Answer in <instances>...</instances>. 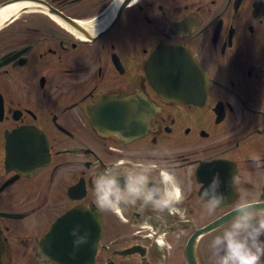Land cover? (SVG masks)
I'll list each match as a JSON object with an SVG mask.
<instances>
[{
    "label": "flooded vegetation",
    "instance_id": "flooded-vegetation-1",
    "mask_svg": "<svg viewBox=\"0 0 264 264\" xmlns=\"http://www.w3.org/2000/svg\"><path fill=\"white\" fill-rule=\"evenodd\" d=\"M171 45L204 72L195 101L157 90ZM121 161L173 164L183 214L100 210L94 179ZM242 199L264 204V0H0V264H58L43 242L76 208L100 217L87 264H210L223 225L203 228Z\"/></svg>",
    "mask_w": 264,
    "mask_h": 264
},
{
    "label": "clouds",
    "instance_id": "clouds-1",
    "mask_svg": "<svg viewBox=\"0 0 264 264\" xmlns=\"http://www.w3.org/2000/svg\"><path fill=\"white\" fill-rule=\"evenodd\" d=\"M255 165L260 164L259 156H253ZM115 168L106 169L94 179L96 204L100 210L119 213L122 207L140 203L151 206L157 212L171 214L183 212L178 205L184 196L176 177L170 171L174 166L159 167V178L153 173L158 166L152 162L131 163L126 172ZM214 190L201 193V201L208 214L226 207V197L219 191L218 178L213 181ZM81 237L78 242H83ZM210 264H262L264 260V204L242 199L232 207L229 219L208 244Z\"/></svg>",
    "mask_w": 264,
    "mask_h": 264
},
{
    "label": "water",
    "instance_id": "water-1",
    "mask_svg": "<svg viewBox=\"0 0 264 264\" xmlns=\"http://www.w3.org/2000/svg\"><path fill=\"white\" fill-rule=\"evenodd\" d=\"M157 59L159 68L152 72L153 76L170 78L169 81L159 80L157 90L162 97L195 101L205 95L204 72L188 49L178 45L162 47L158 50ZM229 214L203 228V231L223 225ZM100 233L99 215L91 214L87 209H72L53 226L43 242L44 252L58 264H87L94 256ZM81 237L84 241L78 242Z\"/></svg>",
    "mask_w": 264,
    "mask_h": 264
},
{
    "label": "bare ground",
    "instance_id": "bare-ground-1",
    "mask_svg": "<svg viewBox=\"0 0 264 264\" xmlns=\"http://www.w3.org/2000/svg\"><path fill=\"white\" fill-rule=\"evenodd\" d=\"M118 1H119V0H118ZM112 13H113V12H112ZM110 17H111V16L109 15V18H108L107 20H109V19H110ZM107 20H106V21H107Z\"/></svg>",
    "mask_w": 264,
    "mask_h": 264
}]
</instances>
